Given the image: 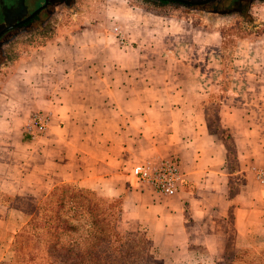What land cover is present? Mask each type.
Returning a JSON list of instances; mask_svg holds the SVG:
<instances>
[{"label":"crops","instance_id":"obj_1","mask_svg":"<svg viewBox=\"0 0 264 264\" xmlns=\"http://www.w3.org/2000/svg\"><path fill=\"white\" fill-rule=\"evenodd\" d=\"M68 9L0 63V264L25 221L2 197L40 200L63 185L120 199L164 264L200 262L192 242L223 259L228 227L234 254L264 246V9L228 74L215 11ZM168 157L184 177L175 195L132 181L133 165Z\"/></svg>","mask_w":264,"mask_h":264},{"label":"rangeland","instance_id":"obj_2","mask_svg":"<svg viewBox=\"0 0 264 264\" xmlns=\"http://www.w3.org/2000/svg\"><path fill=\"white\" fill-rule=\"evenodd\" d=\"M128 3L132 6H139L140 8L146 9L152 13L157 14H168L173 12L174 9L179 8L182 11L197 10L205 11L211 10L215 11L216 14H208L219 18L225 24V33L223 34V54H224V71L229 73L230 71V59L232 58V51L236 41L240 37H244L248 32H251L253 26H258V24L250 25L249 22L252 20L251 17L258 16L264 9L263 0H215L210 4L200 5V4H183L173 0H127ZM60 0H51L48 5L42 9L37 20L34 19L30 24L25 26H16L12 27L1 35L0 40V63L5 59H10L16 56V53L19 48L25 47L27 40H29L28 33L36 34L39 27L42 26L45 29H52L51 27L55 22H59L60 15H67L69 17L70 10L72 9V4L77 5L82 8L91 10L105 2V0H65L66 4L60 7L58 3ZM44 3V0H0V30L3 28L12 25L13 23L25 18L27 15L32 13L38 7ZM61 15V17H62ZM62 19V18H61ZM250 25V26H249ZM48 36L52 34H47ZM38 40H44V35L36 36ZM9 71V70H8ZM7 69H0V80L8 73ZM213 129L216 130V122L214 116L211 118ZM223 136L224 133H223ZM228 146L231 148V142L229 139H226ZM71 188H75L72 185L65 186L63 185L54 189L49 195L40 199H11L7 197H2L4 201L12 203L21 208L25 215V221L21 229L17 233L23 232V230L31 229L33 233L44 232L45 229H37L45 223H42L44 215H49L52 218L59 219L60 221L66 220L67 225L75 226L74 231L65 232L64 235H61V241H71V239L77 240L78 235L84 233L88 228V221L85 216H80L79 218L72 216V211L70 209V200L67 197ZM75 190V189H74ZM76 191V190H75ZM86 189H83L82 192H86ZM59 193V196L57 197ZM61 193V194H60ZM97 199L105 200L107 203L114 205L112 210L116 217V224L118 225V232L121 235H128L133 237H138L142 244H147L152 250V254L157 256V250L152 245V241L149 238V235L138 227H135L132 224H128L123 220L121 216V200L120 199H108L98 195L93 191L92 193ZM46 205H45V204ZM44 207V208H43ZM16 233V234H17ZM232 238L233 231L228 227L226 244L228 247V254L226 257L219 261L212 262L210 258L205 254L204 251L200 248L199 245L195 243H190V248L197 253H200L199 256L200 262L191 263V264H264V246L258 247L256 249H249L248 254H234L232 247ZM15 240L16 235L13 238L12 242V259L9 264H15ZM31 243H26L23 246V249H27L33 252L31 248ZM234 254V255H233ZM242 255V256H241ZM241 256V257H240ZM160 259V258H159ZM241 260V261H240ZM245 262V263H244ZM190 264V263H189Z\"/></svg>","mask_w":264,"mask_h":264},{"label":"trees","instance_id":"obj_3","mask_svg":"<svg viewBox=\"0 0 264 264\" xmlns=\"http://www.w3.org/2000/svg\"><path fill=\"white\" fill-rule=\"evenodd\" d=\"M39 13L40 11L20 26L30 24ZM82 190L71 188L67 197L71 204V215L87 218V230L78 235L77 240L63 242L61 235L74 231L75 226L67 225L66 220L60 221L44 215L42 223L45 224L36 227L45 229L44 232L33 233L29 229L16 234L15 264H164L138 237L118 232L116 217L112 211L114 205L97 199L91 190ZM26 243H31L33 252L23 249ZM248 251L249 249L241 250L235 257L238 254H248Z\"/></svg>","mask_w":264,"mask_h":264},{"label":"built area","instance_id":"obj_4","mask_svg":"<svg viewBox=\"0 0 264 264\" xmlns=\"http://www.w3.org/2000/svg\"><path fill=\"white\" fill-rule=\"evenodd\" d=\"M129 175L133 182L143 184L163 196L175 195L182 186L184 177L175 157L148 160L131 167Z\"/></svg>","mask_w":264,"mask_h":264},{"label":"water","instance_id":"obj_5","mask_svg":"<svg viewBox=\"0 0 264 264\" xmlns=\"http://www.w3.org/2000/svg\"><path fill=\"white\" fill-rule=\"evenodd\" d=\"M173 1H177V2H180V3H183V4H203V3H206L210 0H173ZM49 3V0H44V3L38 7L36 10H34L32 13H30L29 15H27L25 18L13 23L12 25H9L5 28H3L1 31H0V35L5 32L6 30L12 28V27H16L20 24H23L24 22L28 21L29 19H31L35 14H37L40 10L44 9Z\"/></svg>","mask_w":264,"mask_h":264},{"label":"flooded vegetation","instance_id":"obj_6","mask_svg":"<svg viewBox=\"0 0 264 264\" xmlns=\"http://www.w3.org/2000/svg\"><path fill=\"white\" fill-rule=\"evenodd\" d=\"M49 1H51V0H49ZM213 1H215V0H210V1H208V2H206V3H203V4H200V5L210 4V3H212ZM263 1H264V0H263Z\"/></svg>","mask_w":264,"mask_h":264}]
</instances>
